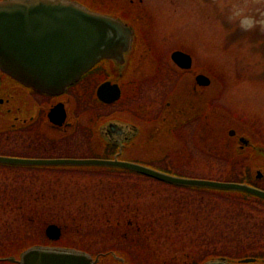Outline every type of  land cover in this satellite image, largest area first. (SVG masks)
I'll return each mask as SVG.
<instances>
[{"label":"rangeland","instance_id":"1","mask_svg":"<svg viewBox=\"0 0 264 264\" xmlns=\"http://www.w3.org/2000/svg\"><path fill=\"white\" fill-rule=\"evenodd\" d=\"M80 1L130 21L137 29V48L130 55L138 50L154 67L144 73L155 79L140 85L139 99L126 100L123 108L139 114L144 110L145 117L156 118L170 101L165 111L168 121L156 120L151 136L143 135L138 143L143 155L156 159L149 166L183 177L223 181H234L229 176H243L252 166L255 174L258 169L264 172V159L257 150L236 159L208 152L221 143L204 141L203 121L184 124L210 103L211 129L222 128L228 134L235 128L264 146V0ZM174 50L190 52L194 71L210 75L212 84L194 94L192 81L185 76L182 88L179 84L175 89L179 76L170 66ZM3 121L0 118V155L38 157L34 127L10 131ZM176 125L182 127L170 131ZM234 144H238L235 138ZM8 166L12 165L0 163V185L26 184L36 197L0 214V249L37 244L47 225L54 223L63 226L65 242L92 250L127 249L132 264H197L212 252L264 254V202L255 200L259 199L255 195L246 201L236 197L243 192L175 186L132 172ZM255 186L264 189V181ZM28 216L35 221L26 222ZM127 222L137 224H123Z\"/></svg>","mask_w":264,"mask_h":264},{"label":"water","instance_id":"2","mask_svg":"<svg viewBox=\"0 0 264 264\" xmlns=\"http://www.w3.org/2000/svg\"><path fill=\"white\" fill-rule=\"evenodd\" d=\"M137 41L136 27L123 17L95 10L80 0H0V68L34 89L51 94L63 92L104 59L125 65ZM173 59L191 68V54L175 50ZM211 77L197 75V84L207 86ZM109 82L98 92L103 100L112 101ZM110 120L104 126L116 127ZM124 126L126 125L123 122ZM103 126V127H104ZM132 127V125L130 124ZM129 127V126H128ZM235 135L236 129H230ZM135 135L133 134V137ZM133 138L127 140L131 141ZM241 143H248L240 137ZM264 156V147L256 148ZM0 163L11 165H98L128 169L159 180L200 188L231 190L264 199V189L245 182L191 178L175 175L142 163L103 158H35L0 155ZM61 227L49 224L47 234L60 237ZM10 259H14L11 257ZM23 264H96L93 258L77 252L62 253L33 246L22 255ZM203 264H229L226 257L206 260Z\"/></svg>","mask_w":264,"mask_h":264},{"label":"flooded vegetation","instance_id":"3","mask_svg":"<svg viewBox=\"0 0 264 264\" xmlns=\"http://www.w3.org/2000/svg\"><path fill=\"white\" fill-rule=\"evenodd\" d=\"M137 54L130 55V62H126L125 65L117 64L109 59L102 60L59 94L42 92L27 86L0 68V118L4 120V128L10 131H22L34 127L33 129L38 133V158H118L142 163L149 162L150 158L142 154L138 143L143 139V135L151 136L150 128L156 120L168 121L165 111L170 101L164 103L156 118L145 117L144 110L140 115L137 111L123 108L126 100L139 99L137 89L140 85L155 79L150 78L148 73H144L149 69L154 70L151 64H147L148 58L144 60L143 54L138 50ZM170 66L179 76L175 89L179 84L180 87L182 86L181 81H187L186 77L192 81L191 92L197 94L202 89V86L196 82L198 71L193 72L192 69L181 68L175 62H170ZM156 68L159 75L162 68L159 65ZM107 82H109L107 91L110 97H115L117 85L120 88V96L112 101L103 100L98 92L99 86ZM141 107L145 108L144 105ZM127 112L130 113V117ZM110 120L121 121V123L116 122V127L104 126ZM123 122L129 127L124 126ZM131 138L133 139L128 142L127 140ZM40 167L42 169L82 168L89 170L96 166ZM254 176H260V179H263L264 173L257 171ZM123 224L133 226L136 223ZM61 227V237L48 236L45 228L43 240L33 245L54 252L86 254L92 257L96 264H132L128 262L132 259L131 252L127 249L109 247L92 250L90 247L84 248L65 242L62 238L63 226ZM27 248L20 251L0 249V264H23L22 255ZM11 257L14 259H10ZM218 257H226L229 264H264V254L255 252L235 256L213 255L208 258Z\"/></svg>","mask_w":264,"mask_h":264},{"label":"trees","instance_id":"4","mask_svg":"<svg viewBox=\"0 0 264 264\" xmlns=\"http://www.w3.org/2000/svg\"><path fill=\"white\" fill-rule=\"evenodd\" d=\"M210 111H212V107L208 106L200 116V122H201V120L203 121L202 125L204 126V129H206V132H205V138L206 139L204 141L212 143V142H215L214 141V139H215L216 141H220L221 146L218 147V145H217V146L207 148L208 152L213 150L214 152H216L217 154H219L221 156H223V155L226 156L228 159H236V157L243 156V155L246 156V154H249L246 150H241L240 148H238V145L234 144V138L229 136L228 134H226L222 128L219 129L218 132H216L214 129H211V127L207 124V120L209 119L208 116L211 115ZM210 123H211V125L213 124L212 121H210ZM214 125H216V124H214ZM202 128L203 127L201 126L200 129H202ZM209 138H211V140H208ZM229 143H230V145H229ZM227 148H228V150H227ZM158 159H162V158H158ZM153 161H156V159H154ZM8 167H10V168H21V167H23V168H29V169H42V168H38V167H34V166H14V165H12V166H8ZM57 169H64V168H57ZM70 169L77 170V171H87V170H82L80 168L79 169L70 168ZM94 169H100V170H105V171L109 170L110 172H121V173H129L130 172V171H125V170L116 169V168H100L99 167V168H94ZM251 169H252V167H250L249 172L244 174L243 176L238 175V174H234L233 176H229V177H232V179H235L234 181L250 182L251 183V179L253 178ZM88 171H95V170H88ZM194 189H200V188H194ZM200 190H203V189H200ZM32 195H34V193L26 184H24L23 186H17V185L13 186L8 182H3V184L0 185V214H2V212L7 211V208L10 205L16 204L21 200H23L24 203L25 202L26 203L32 202V200H34L36 197L34 195L35 197L32 198L33 197ZM246 195L245 194L244 195L239 194L236 197L241 199V200L248 201L249 199L247 198ZM112 199H115V198H112ZM119 199H122V202H124L123 198H119ZM249 201H251V200H249ZM125 211L128 213L127 208H125ZM26 213L31 214L32 211L31 212L27 211ZM129 215L131 216V214H129ZM34 221H35L34 216L33 217L28 216L26 219V222H28V223H31ZM104 221L106 222V220H104ZM126 229H128V228H126ZM132 229L137 230L138 228L134 227ZM120 236L125 237V235H123V234H121ZM13 244H15V243H13ZM10 246H13V245H10ZM213 253H215V252L208 253L206 255V257L210 256ZM155 256L160 257L158 255H155ZM201 261L202 260L198 261L197 264H199Z\"/></svg>","mask_w":264,"mask_h":264},{"label":"clouds","instance_id":"5","mask_svg":"<svg viewBox=\"0 0 264 264\" xmlns=\"http://www.w3.org/2000/svg\"><path fill=\"white\" fill-rule=\"evenodd\" d=\"M248 26H249V27H251V26H252V25H251V22H249Z\"/></svg>","mask_w":264,"mask_h":264}]
</instances>
